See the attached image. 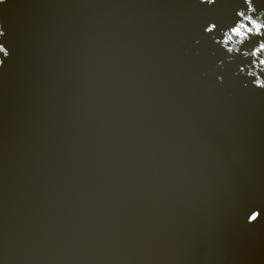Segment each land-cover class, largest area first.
Listing matches in <instances>:
<instances>
[{
  "label": "water",
  "instance_id": "95a60500",
  "mask_svg": "<svg viewBox=\"0 0 264 264\" xmlns=\"http://www.w3.org/2000/svg\"><path fill=\"white\" fill-rule=\"evenodd\" d=\"M205 16L0 5V264H264V89L194 43Z\"/></svg>",
  "mask_w": 264,
  "mask_h": 264
},
{
  "label": "snow or ice",
  "instance_id": "6c2138e0",
  "mask_svg": "<svg viewBox=\"0 0 264 264\" xmlns=\"http://www.w3.org/2000/svg\"><path fill=\"white\" fill-rule=\"evenodd\" d=\"M6 0H0V5ZM197 7H203L205 18L199 23L194 43L200 45L208 42L212 55L223 66L239 59L236 75L252 76L257 88L264 89V0H196ZM228 8L230 15L225 19L215 14L214 9ZM5 36L0 25V38ZM217 37H220L219 39ZM235 45V46H233ZM0 66L4 58L10 56V50L0 43ZM245 68L256 71L245 72ZM221 82L224 75L219 76ZM244 220L249 226L264 223V201L258 204H247L241 208Z\"/></svg>",
  "mask_w": 264,
  "mask_h": 264
}]
</instances>
